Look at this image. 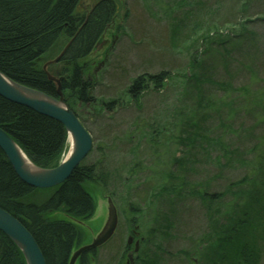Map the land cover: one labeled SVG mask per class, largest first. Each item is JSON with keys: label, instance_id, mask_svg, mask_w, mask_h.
I'll use <instances>...</instances> for the list:
<instances>
[{"label": "rangeland", "instance_id": "obj_1", "mask_svg": "<svg viewBox=\"0 0 264 264\" xmlns=\"http://www.w3.org/2000/svg\"><path fill=\"white\" fill-rule=\"evenodd\" d=\"M104 2L114 5L110 22L77 60L89 101L63 95L92 139L77 167H94V181L83 183L93 210L70 217L63 204L51 207L58 187L20 202L43 226L78 230L71 257L100 232L111 200L117 230L75 264H209L229 227L238 228L239 247L223 262L246 242L264 264V0H76L72 15L86 19ZM72 42L59 34L38 67L67 78L62 58ZM139 78L135 98L130 86ZM247 208L252 216L236 226ZM135 228L140 235L127 246Z\"/></svg>", "mask_w": 264, "mask_h": 264}, {"label": "trees", "instance_id": "obj_2", "mask_svg": "<svg viewBox=\"0 0 264 264\" xmlns=\"http://www.w3.org/2000/svg\"><path fill=\"white\" fill-rule=\"evenodd\" d=\"M75 1L0 0V72L15 83L58 98L56 85L38 67L37 60L47 52L59 34L66 32L73 37V42L62 58L69 75L59 80L61 94L63 96L68 91L79 102L89 101V84L84 79L87 75L77 60L88 55L99 33L110 22L114 5L112 2L101 3L86 19L80 20L72 15ZM81 21L84 26L79 29ZM152 78L155 84L160 85L167 77L163 72ZM142 82L139 78L132 83L129 92L132 97L136 98L142 91ZM196 103L199 107V102ZM0 128L15 140L33 164L46 169L57 166L66 133L60 123L0 97ZM94 173L93 166L77 167L52 194L51 207L63 204L70 217L90 215L93 201L84 192L83 183L94 181ZM33 190L17 177L0 150V207L18 219L32 234L47 264H68L70 245L73 246L77 239L80 241V233L67 223L43 226L34 207H26L20 202ZM216 197L218 195H211L209 200ZM242 212L236 226L244 223L243 216H252L249 208L246 214ZM238 236V228L229 227L228 236L217 242L216 259L209 264H259L257 254H253L251 246L246 247V242L231 255L228 253V260L223 262L226 250L234 242L239 247ZM0 264H25L19 249L1 232Z\"/></svg>", "mask_w": 264, "mask_h": 264}, {"label": "water", "instance_id": "obj_3", "mask_svg": "<svg viewBox=\"0 0 264 264\" xmlns=\"http://www.w3.org/2000/svg\"><path fill=\"white\" fill-rule=\"evenodd\" d=\"M47 77L56 85L57 95L59 96L57 99L15 83L0 72V97L57 121L64 127L73 142L72 152L58 166L52 169H41L34 165L36 170H32L23 166L19 155L22 151L18 144L0 128V150L7 158L17 177L33 189H48L62 184L70 177L92 147L90 134L83 128L76 115L63 101L59 80H55L48 74ZM107 202V219L103 228L89 245L78 249L72 254L68 264H75L78 257L83 253L101 247L115 233L118 222L117 212L111 200L108 199ZM0 232L16 245L24 258L25 264H47L32 234L18 219L1 207ZM130 241L127 243L129 244ZM135 251H137V247Z\"/></svg>", "mask_w": 264, "mask_h": 264}, {"label": "bare ground", "instance_id": "obj_4", "mask_svg": "<svg viewBox=\"0 0 264 264\" xmlns=\"http://www.w3.org/2000/svg\"><path fill=\"white\" fill-rule=\"evenodd\" d=\"M68 139H69V144H70V151L68 153V155H69L72 152V149H73V142H72V139H71L70 136H68ZM19 155H20L21 162H22L23 166H25L28 169L36 170L34 165L32 164V162L26 157L25 154L20 152ZM68 155L66 156L67 158H68Z\"/></svg>", "mask_w": 264, "mask_h": 264}, {"label": "flooded vegetation", "instance_id": "obj_5", "mask_svg": "<svg viewBox=\"0 0 264 264\" xmlns=\"http://www.w3.org/2000/svg\"><path fill=\"white\" fill-rule=\"evenodd\" d=\"M137 229H138V228H135V229H134V231L132 232L133 235L130 234V235L128 236V238H131V241H134V238H135V237H138V236L140 235V232H138ZM142 241H143V239H142V237H140L139 240L136 242V244H139V245H140V242H142ZM129 245H130V244H129ZM129 245H128V246H129ZM134 252H136V251H134Z\"/></svg>", "mask_w": 264, "mask_h": 264}]
</instances>
